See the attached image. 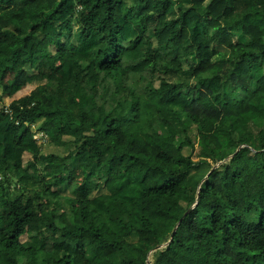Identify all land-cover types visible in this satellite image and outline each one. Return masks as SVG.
Here are the masks:
<instances>
[{
  "label": "trees",
  "instance_id": "1",
  "mask_svg": "<svg viewBox=\"0 0 264 264\" xmlns=\"http://www.w3.org/2000/svg\"><path fill=\"white\" fill-rule=\"evenodd\" d=\"M68 1L0 0V264H264V0Z\"/></svg>",
  "mask_w": 264,
  "mask_h": 264
},
{
  "label": "rangeland",
  "instance_id": "2",
  "mask_svg": "<svg viewBox=\"0 0 264 264\" xmlns=\"http://www.w3.org/2000/svg\"><path fill=\"white\" fill-rule=\"evenodd\" d=\"M102 11L100 12L101 15ZM62 14V17L65 18L67 15L64 13ZM99 15V16H100ZM97 19V18H96ZM33 23L28 22L25 24V28L28 29L31 27ZM96 24V21H95ZM204 37H198L194 40V45L198 51V54L204 58H232L234 51L229 50L225 46L222 45H216L213 47H206L204 45ZM50 45L49 39L47 38L44 43L42 44L43 48H47ZM229 85V84H228ZM35 88L34 85H29L22 91H19L16 93L14 96H8L5 97L4 100L0 101V109L1 108H7L10 105H13L14 102L18 103L19 100L26 96H31L32 90ZM162 99L166 100L167 95L166 93L162 92ZM64 119L62 118L60 121H58V124H61ZM12 128L16 129V126L13 125ZM34 130H35V136L38 141V143L44 147V149L47 147L48 144H52L51 142H55L56 144L62 146L65 144V141H63L61 138H59L56 135L53 134H48L44 133L36 128L34 125ZM240 133L243 134L245 133V129L243 127H240L239 129ZM149 143L153 145L155 148L160 149V150H169L172 147V139L171 138H163L161 136H158L153 130L149 131ZM71 162V161H70ZM66 166V162L57 160L53 165L49 166L48 171L50 173H53L55 175H61L64 171V168ZM104 166V161L98 162V161H91L89 163H84V162H78L74 165V171L73 174L71 175L69 179V184H68V192L70 195L81 198L82 192H81V185L83 181L85 180V177L88 173L91 174L94 180H98L101 176L102 173V168ZM0 206H5V201L2 198V194L0 191ZM60 209L63 211H66V208L61 205ZM53 248V242L52 239L49 237L47 239V250H52Z\"/></svg>",
  "mask_w": 264,
  "mask_h": 264
},
{
  "label": "crops",
  "instance_id": "3",
  "mask_svg": "<svg viewBox=\"0 0 264 264\" xmlns=\"http://www.w3.org/2000/svg\"><path fill=\"white\" fill-rule=\"evenodd\" d=\"M74 9V1L70 0L68 1L63 7L60 13H64L65 15H69ZM60 16L62 17V14H60ZM66 16V17H67ZM63 18V17H62ZM28 23V22H27ZM210 48V47H209ZM3 56H8L10 53L8 52H3L1 53ZM26 97H30V96H26ZM25 98V97H24ZM23 99V98H22ZM15 129V128H13Z\"/></svg>",
  "mask_w": 264,
  "mask_h": 264
},
{
  "label": "water",
  "instance_id": "4",
  "mask_svg": "<svg viewBox=\"0 0 264 264\" xmlns=\"http://www.w3.org/2000/svg\"><path fill=\"white\" fill-rule=\"evenodd\" d=\"M232 156H233V155H232ZM232 156H230L227 160H229ZM227 160H225V161H227ZM225 161H223V162H225ZM223 162H221V163H223ZM221 163L217 164V165H216L211 171H213V170H214L216 167H218ZM210 173H211V172H210ZM207 177H208V176H207ZM207 177H206V178H207ZM195 205H196V204H195ZM195 205H194V206H195ZM189 211H190V210H189ZM189 211H188V212H189ZM188 212H187V213H188ZM187 213H185L184 217L187 215ZM184 217H183V218H184ZM183 218H182V219H183ZM182 219H181V220H182ZM181 220H180V222H181ZM180 222H179V223H180ZM176 229H177V227L175 228V230H174V232H173V235H174ZM171 239H172V238H171ZM171 239H170V241H171ZM170 241H169V242H170ZM169 242H168V243H169ZM168 243L163 244V245H161V246H158L155 250H158V249H161V248L167 246Z\"/></svg>",
  "mask_w": 264,
  "mask_h": 264
},
{
  "label": "built area",
  "instance_id": "5",
  "mask_svg": "<svg viewBox=\"0 0 264 264\" xmlns=\"http://www.w3.org/2000/svg\"><path fill=\"white\" fill-rule=\"evenodd\" d=\"M5 111L7 112V113H10V114H12L13 115V110H12V108H11V105L9 106V107H7V108H5ZM16 125H18V122L16 123ZM15 125V126H16ZM33 127H34V125H33ZM34 138L36 139V136L34 135ZM37 140V139H36Z\"/></svg>",
  "mask_w": 264,
  "mask_h": 264
}]
</instances>
